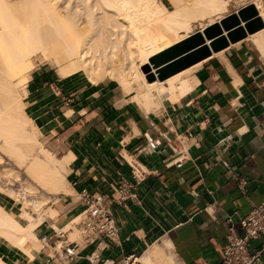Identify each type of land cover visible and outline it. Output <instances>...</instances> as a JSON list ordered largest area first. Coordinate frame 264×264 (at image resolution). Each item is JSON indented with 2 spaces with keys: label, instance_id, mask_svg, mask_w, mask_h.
I'll list each match as a JSON object with an SVG mask.
<instances>
[{
  "label": "crops",
  "instance_id": "obj_1",
  "mask_svg": "<svg viewBox=\"0 0 264 264\" xmlns=\"http://www.w3.org/2000/svg\"><path fill=\"white\" fill-rule=\"evenodd\" d=\"M249 4L263 27L182 69L190 90L147 112L110 77L92 82L79 72L32 74L23 95L26 113L39 140L45 144L47 135L55 146L47 147L66 157L72 193L59 195L51 204L55 217L36 226L39 241L50 236L47 244L40 241L29 254L0 240L3 264H118L166 242L175 264H219L226 235H241L239 218L264 203V46L255 40L264 34V18L254 0H230L221 18ZM239 180L246 181L244 190ZM125 181L133 196L118 203ZM82 189L104 196L118 235L80 244L66 258L71 232L55 236L53 229L79 212L75 194ZM0 204L11 211L17 205L1 195ZM261 259L264 264V254Z\"/></svg>",
  "mask_w": 264,
  "mask_h": 264
},
{
  "label": "bare ground",
  "instance_id": "obj_2",
  "mask_svg": "<svg viewBox=\"0 0 264 264\" xmlns=\"http://www.w3.org/2000/svg\"><path fill=\"white\" fill-rule=\"evenodd\" d=\"M229 1L0 0V153L31 180L9 187L14 185L9 178L16 180L19 172H1L8 185L0 184V192L19 206L11 211L0 204V240L30 254L31 247L41 246L36 226L46 215L55 217L50 201L72 193L65 177L66 157L58 158L39 140L38 129L25 112L22 96L35 59L52 63L60 76L79 72L92 82L110 77L147 112L160 107L164 99L176 102L191 88L187 69L159 78L161 68L181 55L161 64L157 57L194 34V28L203 31L219 20ZM254 3L264 18L262 3ZM255 40L264 46L263 33ZM38 188L48 195H35ZM78 218L77 212L63 229H56L70 234L76 230L78 236L72 238L76 239ZM169 246L155 243L135 261L175 264Z\"/></svg>",
  "mask_w": 264,
  "mask_h": 264
},
{
  "label": "built area",
  "instance_id": "obj_3",
  "mask_svg": "<svg viewBox=\"0 0 264 264\" xmlns=\"http://www.w3.org/2000/svg\"><path fill=\"white\" fill-rule=\"evenodd\" d=\"M245 184V180L238 181V187L241 190L245 189ZM130 187L131 184L126 181L119 184L120 196L116 199L118 203L133 196L129 192ZM75 197L76 203L80 205L79 218L75 223L80 230V239L67 242V247H64L66 258L74 255L75 248L80 244H92L100 237L114 240L118 235V227L102 194L82 189L75 194ZM239 224L242 234L236 235L230 231L226 235L219 264H261V257L264 254V203L252 206L239 218ZM53 233L57 236L61 232L53 229ZM49 239L50 236H40L43 245L47 244ZM252 241L258 242L253 245ZM135 256V253L127 254L118 264H137Z\"/></svg>",
  "mask_w": 264,
  "mask_h": 264
},
{
  "label": "water",
  "instance_id": "obj_4",
  "mask_svg": "<svg viewBox=\"0 0 264 264\" xmlns=\"http://www.w3.org/2000/svg\"><path fill=\"white\" fill-rule=\"evenodd\" d=\"M241 21L244 22L243 26H239ZM261 27H263V21L258 15L255 6L253 4L246 5L238 9L237 13L221 18L219 22L208 26L203 32L196 31L185 40L176 44L175 47L158 56L156 62L161 64L181 55L161 68L159 78L164 79L208 56L211 50L217 51L223 48L227 45L228 40L236 41L245 36L246 32L251 33ZM223 29L227 31L226 36L221 35ZM203 34L208 38L217 37L209 45H203L198 49L189 51L197 44L205 41Z\"/></svg>",
  "mask_w": 264,
  "mask_h": 264
},
{
  "label": "rangeland",
  "instance_id": "obj_5",
  "mask_svg": "<svg viewBox=\"0 0 264 264\" xmlns=\"http://www.w3.org/2000/svg\"><path fill=\"white\" fill-rule=\"evenodd\" d=\"M166 1H169V0H166ZM44 69L48 70L49 72H56V67H54L52 65V63H50V62H48L46 60L35 59V67H34V70L31 72L30 76L28 77V80H27V82L25 84V87H26L25 90L27 89V83H28L30 77L32 76V74H34L36 72H39L40 70H44ZM83 76H85V75H83ZM22 98L24 100V96H22ZM25 105H26V103H25ZM27 105H28V103H27ZM25 112H26V106H25ZM39 137H40V134H39ZM40 139H41V137H40ZM44 140H45V145L46 146L55 147L53 142L49 139V137L47 135H44ZM54 151H55V153L57 155H61V154H59L58 150L55 149ZM0 155H1V153H0ZM1 156H3V158H1L2 160L0 162V175H1V172L3 170H10L12 172H19V173H18V177L16 178V180L14 178H12V176H11V178H9V179H11V181H12V183L14 185H11V184L8 185L7 181L4 180L3 176H0L1 177L0 178V184H4V186H5V181H6V185H8L9 187L12 186L13 188H18L19 187V186H17L18 185V181H20V182L21 181H24V182H26V181L29 182L30 181L29 183H31V180L25 175V173L22 170L18 169V167H17V165L15 163L10 162L3 154ZM38 189L34 190L35 195H37L38 197H41V196L43 197V195H48L47 194V190L40 189V188H38ZM0 195L4 196L6 199H9V200L13 201L12 198H10L9 196H7L6 194H4L2 192H0ZM52 202L53 201H50V204H52ZM18 206H19V203L16 205L15 211L18 209ZM53 206H55V204H53ZM77 236H78V234H77V231L75 230V233L70 235V239L75 238Z\"/></svg>",
  "mask_w": 264,
  "mask_h": 264
}]
</instances>
